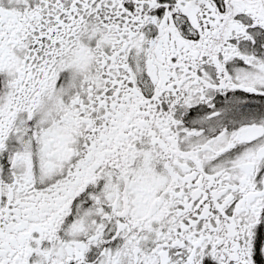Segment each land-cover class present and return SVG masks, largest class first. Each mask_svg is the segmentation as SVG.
<instances>
[{
  "label": "snow or ice",
  "instance_id": "1",
  "mask_svg": "<svg viewBox=\"0 0 264 264\" xmlns=\"http://www.w3.org/2000/svg\"><path fill=\"white\" fill-rule=\"evenodd\" d=\"M0 264H264V0H0Z\"/></svg>",
  "mask_w": 264,
  "mask_h": 264
}]
</instances>
